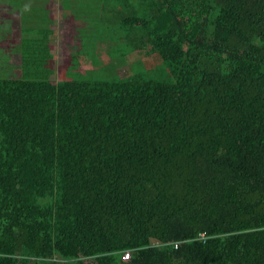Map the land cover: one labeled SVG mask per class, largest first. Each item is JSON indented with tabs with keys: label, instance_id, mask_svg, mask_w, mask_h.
Wrapping results in <instances>:
<instances>
[{
	"label": "trees",
	"instance_id": "1",
	"mask_svg": "<svg viewBox=\"0 0 264 264\" xmlns=\"http://www.w3.org/2000/svg\"><path fill=\"white\" fill-rule=\"evenodd\" d=\"M142 1L173 82L0 76V264H264V0Z\"/></svg>",
	"mask_w": 264,
	"mask_h": 264
},
{
	"label": "rangeland",
	"instance_id": "2",
	"mask_svg": "<svg viewBox=\"0 0 264 264\" xmlns=\"http://www.w3.org/2000/svg\"><path fill=\"white\" fill-rule=\"evenodd\" d=\"M142 2L41 0L38 7L28 0L9 2L19 13L13 8L8 13L0 10V76L14 79L23 74L27 79L56 83L60 73L71 80L133 72L173 82L170 67L160 55L134 50V33L120 26L123 18L134 15V7L144 8ZM108 49L110 59H105ZM22 54L27 57L24 68Z\"/></svg>",
	"mask_w": 264,
	"mask_h": 264
},
{
	"label": "crops",
	"instance_id": "3",
	"mask_svg": "<svg viewBox=\"0 0 264 264\" xmlns=\"http://www.w3.org/2000/svg\"><path fill=\"white\" fill-rule=\"evenodd\" d=\"M13 0H0V10L4 11L5 13H8L10 11V8H13L12 10H16L17 11V7L16 6H12L9 2H11ZM26 1V0H24ZM29 2H32V4L34 3L35 6H41L42 4L39 3L41 0H28ZM49 1V0H47ZM63 8V7H62ZM18 12V11H17ZM19 13V12H18ZM20 15V14H19ZM23 32V30H22ZM24 39L21 37L20 40V46L23 44ZM2 39L0 38V46L2 45Z\"/></svg>",
	"mask_w": 264,
	"mask_h": 264
},
{
	"label": "built area",
	"instance_id": "4",
	"mask_svg": "<svg viewBox=\"0 0 264 264\" xmlns=\"http://www.w3.org/2000/svg\"><path fill=\"white\" fill-rule=\"evenodd\" d=\"M201 237H202V238H205L204 235L201 236ZM176 247H177V245H176ZM124 259H125V260H129V259H130V253H129V252L125 253V255H124Z\"/></svg>",
	"mask_w": 264,
	"mask_h": 264
}]
</instances>
